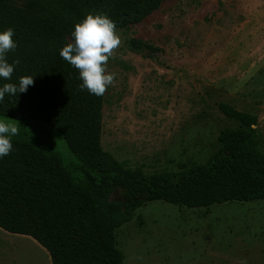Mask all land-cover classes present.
Here are the masks:
<instances>
[{
	"label": "rangeland",
	"instance_id": "obj_1",
	"mask_svg": "<svg viewBox=\"0 0 264 264\" xmlns=\"http://www.w3.org/2000/svg\"><path fill=\"white\" fill-rule=\"evenodd\" d=\"M114 24L122 44L107 65L116 83L104 94L106 152L146 173L205 163L221 148V131L239 126L220 103L258 116L264 149V0H164ZM134 39L156 50L135 49ZM26 125L67 157L59 133ZM115 236L123 264H264V200L204 208L151 201ZM0 264L52 262L32 237L0 228Z\"/></svg>",
	"mask_w": 264,
	"mask_h": 264
},
{
	"label": "trees",
	"instance_id": "obj_2",
	"mask_svg": "<svg viewBox=\"0 0 264 264\" xmlns=\"http://www.w3.org/2000/svg\"><path fill=\"white\" fill-rule=\"evenodd\" d=\"M164 0H0V31L12 28L19 59L11 81L31 75L24 93L6 94L0 116L21 122L12 151L0 157V228L35 239L52 264H123L116 231L151 201L189 208L264 200V149L258 116L227 104L239 123L223 129L221 148L205 163L179 171L146 173L124 167L103 149L104 94L81 89L79 72L60 56L76 23L88 14L133 22ZM135 49L156 50L139 39ZM38 121L59 133L67 157L28 131ZM56 138V136H54Z\"/></svg>",
	"mask_w": 264,
	"mask_h": 264
},
{
	"label": "clouds",
	"instance_id": "obj_3",
	"mask_svg": "<svg viewBox=\"0 0 264 264\" xmlns=\"http://www.w3.org/2000/svg\"><path fill=\"white\" fill-rule=\"evenodd\" d=\"M71 35L72 41L61 48L60 56L78 70L82 80L81 89L97 96L105 94L108 87L116 83V73L107 71L109 59L115 58L122 44L116 25L107 15L90 13L75 24ZM13 37L12 28L0 31V78L5 81H11L15 65L20 63L19 59L9 63L6 58V54L17 47ZM32 85L34 79L31 75L21 76L18 84L4 83L0 86V101L6 94L14 96L24 93ZM18 134L19 127L16 124L0 120V157L12 151V137Z\"/></svg>",
	"mask_w": 264,
	"mask_h": 264
}]
</instances>
